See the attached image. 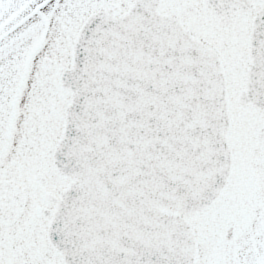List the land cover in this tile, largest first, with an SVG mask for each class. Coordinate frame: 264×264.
Returning a JSON list of instances; mask_svg holds the SVG:
<instances>
[{
    "label": "snow or ice",
    "instance_id": "obj_1",
    "mask_svg": "<svg viewBox=\"0 0 264 264\" xmlns=\"http://www.w3.org/2000/svg\"><path fill=\"white\" fill-rule=\"evenodd\" d=\"M0 264H264V0H0Z\"/></svg>",
    "mask_w": 264,
    "mask_h": 264
}]
</instances>
